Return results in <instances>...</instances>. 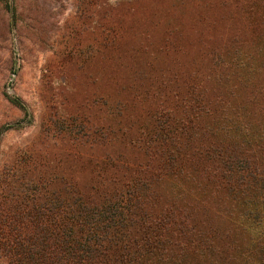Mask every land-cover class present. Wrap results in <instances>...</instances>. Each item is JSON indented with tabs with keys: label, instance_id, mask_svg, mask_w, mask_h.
I'll return each mask as SVG.
<instances>
[{
	"label": "trees",
	"instance_id": "1",
	"mask_svg": "<svg viewBox=\"0 0 264 264\" xmlns=\"http://www.w3.org/2000/svg\"><path fill=\"white\" fill-rule=\"evenodd\" d=\"M110 1L88 16L103 91L47 108L0 167V264H264L263 34L244 50L238 31L194 23L213 0L159 4L150 29ZM228 13L230 28L244 10Z\"/></svg>",
	"mask_w": 264,
	"mask_h": 264
},
{
	"label": "rangeland",
	"instance_id": "2",
	"mask_svg": "<svg viewBox=\"0 0 264 264\" xmlns=\"http://www.w3.org/2000/svg\"><path fill=\"white\" fill-rule=\"evenodd\" d=\"M123 1L147 15L144 20L134 18L133 24L150 29L148 24L155 18L150 9L170 0ZM218 1L213 0L211 8L194 7V23L203 15L218 23L221 33L238 31L244 50L256 36L255 29L256 37H264V0ZM101 6L102 0H0V167H11L13 159L35 141L47 108L52 107L57 114L70 112L73 103L85 102L103 91L106 69L97 49L99 42L93 41L94 36H100V28L94 32V22L88 17L92 10L101 15ZM182 9L181 13L176 11L181 18L177 24L182 28L183 20L188 31L193 14L189 15V6ZM243 10L240 21L232 22L229 28L228 12ZM171 16L176 24V16ZM196 27L194 24V35ZM91 46L96 49L93 53ZM191 58L194 51L188 49L184 59ZM160 66L167 67L165 62ZM14 99L21 104H15ZM83 110V116L89 117L88 108Z\"/></svg>",
	"mask_w": 264,
	"mask_h": 264
}]
</instances>
